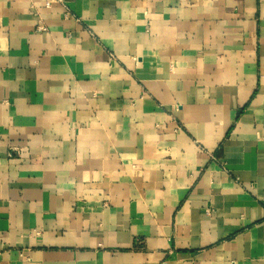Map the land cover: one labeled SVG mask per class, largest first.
<instances>
[{"label":"crops","instance_id":"0c3cea01","mask_svg":"<svg viewBox=\"0 0 264 264\" xmlns=\"http://www.w3.org/2000/svg\"><path fill=\"white\" fill-rule=\"evenodd\" d=\"M44 1L0 0V264H264V0Z\"/></svg>","mask_w":264,"mask_h":264},{"label":"built area","instance_id":"2783aa9c","mask_svg":"<svg viewBox=\"0 0 264 264\" xmlns=\"http://www.w3.org/2000/svg\"><path fill=\"white\" fill-rule=\"evenodd\" d=\"M54 3L63 4L64 3V0H45L44 1L45 7H50ZM262 11L264 12V1H263V6H262ZM36 30H38V31L45 30V27H44V25L42 23L39 22L36 25Z\"/></svg>","mask_w":264,"mask_h":264}]
</instances>
